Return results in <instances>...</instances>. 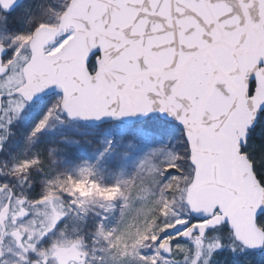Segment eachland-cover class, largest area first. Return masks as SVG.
Segmentation results:
<instances>
[{"label": "snow or ice", "instance_id": "1", "mask_svg": "<svg viewBox=\"0 0 264 264\" xmlns=\"http://www.w3.org/2000/svg\"><path fill=\"white\" fill-rule=\"evenodd\" d=\"M40 101L27 146L68 121L105 132L120 126V145L141 154L137 177H151L143 199H158L160 219L124 238L105 232L108 216L97 214L91 252L76 245L69 260L57 245L50 257L40 249L63 218L39 238L21 223L10 234L15 248L0 247V264H218L224 253L250 264V254L264 253V148L249 144L264 117V0H49L38 13L22 0H0V184L19 189L0 219L14 224L42 204L25 195L35 187L33 161L10 163L6 144L22 112ZM78 174L61 198L92 196L84 189L95 166ZM128 184L117 178L96 196L120 195L127 208Z\"/></svg>", "mask_w": 264, "mask_h": 264}, {"label": "rangeland", "instance_id": "2", "mask_svg": "<svg viewBox=\"0 0 264 264\" xmlns=\"http://www.w3.org/2000/svg\"><path fill=\"white\" fill-rule=\"evenodd\" d=\"M48 2L49 0H27L23 4L31 6L33 11L38 13L39 7ZM56 3H59V0H56ZM15 18L16 14L13 13V21ZM45 103L46 101H40L39 107H27L14 123V135L8 140L5 150L6 154L11 152L15 157L10 163L22 166L24 160L33 161L31 183L40 184L49 197L61 199L69 213L77 209L80 221L84 224H87L92 216L97 219V214L100 217L107 215L108 219L104 222L107 226L106 229L104 228L105 232L115 228V235L124 238L135 235L137 230L143 233L154 227L160 219L159 201L152 196L143 199L150 190L151 177L147 175L143 179L137 177L141 154L136 149L126 150L120 145L118 134L120 126L105 125V128L114 129L105 132L100 127H85L68 121L41 132L33 145L34 148L23 142L42 115ZM125 140L135 143L132 136L125 137ZM113 141L116 143L113 144ZM48 149H55L51 156L48 154ZM102 151L103 158L98 161L97 157ZM125 151H128V155H124ZM36 156H39V160L35 159ZM89 166H95L97 174L85 181L88 187L84 191L91 192L92 196L79 197L78 193L79 199L61 198L59 193L68 185L69 180L79 182L82 177L78 174V170ZM20 171L26 169L21 167ZM15 173L19 175V172ZM117 178L129 182L127 208H124L120 195L116 196L114 202L96 196L97 191L102 192L115 187ZM92 184H96L97 188L93 189ZM121 190H124L123 187ZM81 200L85 202L81 203ZM74 202L75 207L72 206ZM108 204H112L113 208L106 212ZM122 209H124L123 214ZM174 253L176 258H179V253L175 250ZM247 259L250 264H264V253L250 254ZM124 261H121V264H127ZM218 264H244V260L237 261L224 253L218 257Z\"/></svg>", "mask_w": 264, "mask_h": 264}, {"label": "flooded vegetation", "instance_id": "3", "mask_svg": "<svg viewBox=\"0 0 264 264\" xmlns=\"http://www.w3.org/2000/svg\"><path fill=\"white\" fill-rule=\"evenodd\" d=\"M13 176V174H12ZM12 176L9 178L11 179ZM16 178L19 177L14 173ZM35 187L31 192H26L25 195L29 199L30 203H39L42 204V207L39 209L33 207L29 208L28 211L34 213L29 217H20V219L14 224L11 219L3 220L0 219V247H3L6 251L9 247L15 248V241L10 235L20 224H24L29 229V234L35 235L39 238L43 233L50 232L51 228L54 227L55 223L64 219V223L60 228L49 235L48 243L41 244L40 249L43 256H52L53 252L57 249L53 245H57L61 254V258L64 260L72 259L70 255L74 246L79 244L87 245L85 251L91 252L93 247V230L94 226L97 223V219L93 216L89 219L87 224H84L80 221L79 211L75 209L73 212L68 211V208L63 204V201L59 198L49 197L46 194V191L40 186V184L35 183ZM4 185L0 184V217L6 215L4 212V205L9 201L8 197H11L13 190L19 192V189L13 184L9 187L8 191H4ZM41 193H44V199L42 201L37 200L40 197ZM55 199V202L53 200ZM13 209L17 208L16 203L12 204ZM38 213V214H35ZM8 216H11V213H7ZM19 216V213H17ZM105 224V223H104ZM107 228L105 224V229ZM103 241L96 244L100 248L103 245ZM100 255V253H98ZM127 264H135L134 261L125 260ZM9 264H23V261H10ZM55 264V262H51ZM95 264V262H93Z\"/></svg>", "mask_w": 264, "mask_h": 264}, {"label": "trees", "instance_id": "4", "mask_svg": "<svg viewBox=\"0 0 264 264\" xmlns=\"http://www.w3.org/2000/svg\"><path fill=\"white\" fill-rule=\"evenodd\" d=\"M249 144L254 145L257 152L264 148V117L259 118L256 126L250 131Z\"/></svg>", "mask_w": 264, "mask_h": 264}, {"label": "water", "instance_id": "5", "mask_svg": "<svg viewBox=\"0 0 264 264\" xmlns=\"http://www.w3.org/2000/svg\"><path fill=\"white\" fill-rule=\"evenodd\" d=\"M25 0H22V2H24ZM71 122H75V123H78L80 125H83V126H87V127H97V125L93 124V123H85V122H82V121H71ZM254 128V127H253ZM252 128V129H253ZM251 129V130H252ZM250 135V134H249Z\"/></svg>", "mask_w": 264, "mask_h": 264}]
</instances>
